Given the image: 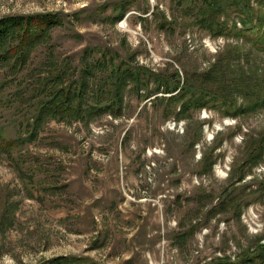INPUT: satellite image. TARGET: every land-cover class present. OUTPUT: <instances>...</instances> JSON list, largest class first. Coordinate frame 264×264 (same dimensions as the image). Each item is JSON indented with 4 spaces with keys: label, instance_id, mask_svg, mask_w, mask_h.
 Segmentation results:
<instances>
[{
    "label": "rangeland",
    "instance_id": "rangeland-1",
    "mask_svg": "<svg viewBox=\"0 0 264 264\" xmlns=\"http://www.w3.org/2000/svg\"><path fill=\"white\" fill-rule=\"evenodd\" d=\"M202 1L0 0V19L61 22L21 69L0 63V264H232L264 247L263 26L254 16L260 32L211 36L186 11ZM251 4L264 18V2ZM87 47L177 72L180 87L188 74L201 88L210 71L231 109L207 97L183 111L184 98L169 99L178 91L128 86L118 115L45 121L7 154L4 139L31 130L38 79L63 64L76 72Z\"/></svg>",
    "mask_w": 264,
    "mask_h": 264
},
{
    "label": "trees",
    "instance_id": "trees-1",
    "mask_svg": "<svg viewBox=\"0 0 264 264\" xmlns=\"http://www.w3.org/2000/svg\"><path fill=\"white\" fill-rule=\"evenodd\" d=\"M185 1L187 5H190L193 0ZM255 1L260 6L264 2V0ZM251 2L252 0H204L199 9L190 7L186 11L188 15H194L196 25L207 30L211 36L246 37L253 29H257V26L259 28L263 26L262 33L255 42V49L264 54V18H259L257 11L253 10ZM226 10L237 12L241 30H236L235 25L233 28L228 27ZM254 16H257V26L253 24ZM59 25L61 22L58 16L50 13L9 16L0 19V63L10 64L11 62L13 67L21 69L37 47L48 43L51 31ZM96 51H99L97 47H87L83 50L79 66L76 69L78 72H75L70 63L69 67L63 64L59 67V71L55 70L50 75L47 74L38 79L39 89L36 92L39 94V100L32 117L31 130L25 138L18 136L13 139H4L3 147L9 151L7 154L11 155V150L23 145L27 141L26 139L37 136L45 121L52 119L86 120L106 112L113 116L118 115L123 103V92L128 86L135 87L138 92L141 90L140 88L146 87L150 82H157L158 87L164 86L163 91L166 94L178 91L175 96H171L169 99L171 102H175L179 98H184L183 111L196 103H202L207 97H213L215 100L221 101V104L227 109H231L227 103L232 99V96L225 95L228 90L227 84L219 86L217 92L208 88L212 83L207 76L210 71L200 77L201 88H193L189 83L188 74L185 75L186 79L180 87V76L177 72L173 73L170 78L156 76L141 66H131L126 62L116 63V59H118L116 54L108 52L107 58L105 52L96 55ZM214 66L217 67V65ZM214 78L222 83L219 75L214 74ZM203 105L202 103L198 107ZM212 163L211 161L210 166ZM247 255L249 254L247 253ZM247 255L232 264H264V247L260 248L256 255ZM50 264L78 263L58 258Z\"/></svg>",
    "mask_w": 264,
    "mask_h": 264
}]
</instances>
